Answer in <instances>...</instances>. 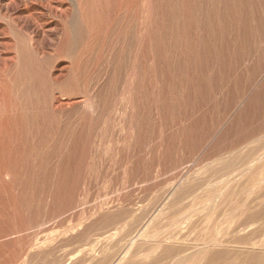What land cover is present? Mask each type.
Returning <instances> with one entry per match:
<instances>
[{
	"label": "rangeland",
	"instance_id": "374dc122",
	"mask_svg": "<svg viewBox=\"0 0 264 264\" xmlns=\"http://www.w3.org/2000/svg\"><path fill=\"white\" fill-rule=\"evenodd\" d=\"M206 250L264 264V0H0V264Z\"/></svg>",
	"mask_w": 264,
	"mask_h": 264
},
{
	"label": "bare ground",
	"instance_id": "6f19581e",
	"mask_svg": "<svg viewBox=\"0 0 264 264\" xmlns=\"http://www.w3.org/2000/svg\"><path fill=\"white\" fill-rule=\"evenodd\" d=\"M90 1V0H89ZM64 50V49H63ZM25 60V59H24ZM32 60V59H31ZM21 63V62H20ZM25 63V62H24ZM29 66V65H28ZM27 67V66H26ZM28 68V67H27ZM16 69V68H15ZM33 69V68H32ZM13 70V69H12ZM13 72V71H12ZM14 72H16V71H14ZM21 72H22V70H21ZM20 72V73H21ZM31 72V71H30ZM31 74V73H30ZM39 76V75H38ZM13 77V76H12ZM12 80H13V78H12ZM16 80V79H15ZM18 80H19V78H18ZM4 87V86H3ZM2 94V93H1ZM4 99V98H3ZM8 99V98H7ZM10 104V103H9ZM12 106V105H11ZM13 107V106H12ZM19 109V108H18ZM6 110V109H5ZM3 111H4V109H3ZM9 113V112H8ZM50 113V112H49ZM10 114V113H9ZM21 114V113H20ZM52 114V113H51ZM6 116V115H5ZM13 118V117H12ZM11 119V118H10ZM13 120V119H12ZM8 121V120H7ZM11 122V121H10ZM19 122V121H18ZM8 123V122H7ZM6 123V124H7ZM10 124V123H9ZM4 125H2V127H3ZM7 128H8V126H7ZM10 128H12V127H10ZM12 130H13V128H12ZM8 131H10V130H8ZM1 133H2V131H1ZM9 134V133H8ZM15 166V165H14ZM230 225V224H229ZM229 229V228H228ZM211 253V251H209V250H206V251H203V253L202 254H198V256H197V258L196 257H194V256H191V257H189V258H187L186 260L187 261H190L192 264H193V262H192V260H199V257L201 258V256L202 257H204V258H206V260H207V264H218V263H216L215 262V260H225L226 262H229V260L231 259V257H232V255H231V253H228V252H215V254L214 255H211L210 254ZM125 257V256H124ZM123 257V258H124ZM228 260V261H227ZM121 262V258L119 259V260H117L115 263H112V264H119Z\"/></svg>",
	"mask_w": 264,
	"mask_h": 264
}]
</instances>
